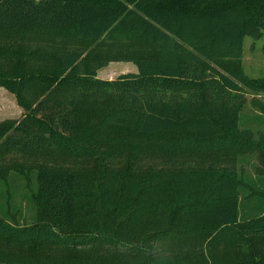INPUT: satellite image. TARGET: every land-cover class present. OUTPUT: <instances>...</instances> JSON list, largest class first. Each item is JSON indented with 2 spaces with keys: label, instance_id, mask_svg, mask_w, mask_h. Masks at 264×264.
<instances>
[{
  "label": "trees",
  "instance_id": "obj_1",
  "mask_svg": "<svg viewBox=\"0 0 264 264\" xmlns=\"http://www.w3.org/2000/svg\"><path fill=\"white\" fill-rule=\"evenodd\" d=\"M263 36L264 0H0V87L26 111L0 124V198L17 175L33 211L0 215V264H264V175L240 167L264 133L234 102L264 92L240 69ZM112 60L137 72L100 78Z\"/></svg>",
  "mask_w": 264,
  "mask_h": 264
},
{
  "label": "rangeland",
  "instance_id": "obj_2",
  "mask_svg": "<svg viewBox=\"0 0 264 264\" xmlns=\"http://www.w3.org/2000/svg\"><path fill=\"white\" fill-rule=\"evenodd\" d=\"M32 48H36V40L30 41ZM90 48L96 49L98 57H104L102 55L105 52V48H98L95 45H90ZM211 66L224 74L229 76L233 83L238 84L239 81L229 74L224 68L219 67L218 65L212 63ZM135 68V64L132 61L125 60H112L109 64L99 71V77L106 80H113L117 78L120 74L132 72ZM240 69L250 78L258 79L264 78V36L260 39H253L251 37H246L244 42V54L241 60ZM239 85V84H238ZM240 86V90L236 91V98L234 102L241 107L240 116H239V129L252 131L255 139H259L260 136L264 133V92L254 91L246 87ZM89 108L84 111V117L89 114ZM26 115L25 109L19 105L15 94L9 91L5 87H0V124L9 125L13 123L20 122ZM133 136L131 138V144L129 147L124 148V151L130 152L134 146ZM216 145H213L214 150ZM210 150V151H212ZM203 148L202 153H208ZM251 157H248L244 160L243 163L240 162V167L242 170L241 174L246 175L247 177H258L264 175V161L261 159L260 155L256 152L254 155L249 154ZM14 158V157H13ZM10 158V161L13 159ZM15 158L21 160L19 156ZM125 156L122 158V163L125 162ZM8 161V163L10 162ZM13 172V171H12ZM11 183L19 187L18 193H15V201H6V199L0 198V215L10 220L16 219L13 223H21L20 212L30 217L33 214L31 206L20 196L27 190L24 180L15 175L12 176ZM0 190H4V187L0 186ZM6 191V190H5ZM21 193V195L19 194ZM2 208V209H1Z\"/></svg>",
  "mask_w": 264,
  "mask_h": 264
},
{
  "label": "crops",
  "instance_id": "obj_3",
  "mask_svg": "<svg viewBox=\"0 0 264 264\" xmlns=\"http://www.w3.org/2000/svg\"><path fill=\"white\" fill-rule=\"evenodd\" d=\"M132 72H137V67L135 66V68L133 69Z\"/></svg>",
  "mask_w": 264,
  "mask_h": 264
}]
</instances>
